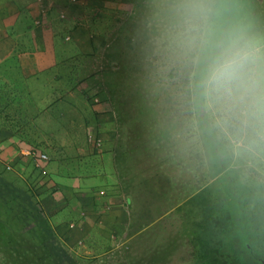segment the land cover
I'll list each match as a JSON object with an SVG mask.
<instances>
[{"label": "rangeland", "instance_id": "1", "mask_svg": "<svg viewBox=\"0 0 264 264\" xmlns=\"http://www.w3.org/2000/svg\"><path fill=\"white\" fill-rule=\"evenodd\" d=\"M110 23L93 94L106 95L116 120V171L94 195L106 211L120 204L107 191L124 198L121 225L66 241L43 209L39 175L0 163V264H199L193 230L205 208L187 197L225 192L214 158L223 154L201 137L202 121L228 133L234 157L224 171L242 182L252 165L264 181V0H131Z\"/></svg>", "mask_w": 264, "mask_h": 264}, {"label": "crops", "instance_id": "2", "mask_svg": "<svg viewBox=\"0 0 264 264\" xmlns=\"http://www.w3.org/2000/svg\"><path fill=\"white\" fill-rule=\"evenodd\" d=\"M129 1L0 0V163L39 175L43 209L68 242L124 218V198L107 191V202L120 204L106 211L94 195L114 184L118 142L93 83L105 67L110 12Z\"/></svg>", "mask_w": 264, "mask_h": 264}, {"label": "trees", "instance_id": "3", "mask_svg": "<svg viewBox=\"0 0 264 264\" xmlns=\"http://www.w3.org/2000/svg\"><path fill=\"white\" fill-rule=\"evenodd\" d=\"M199 81H194L195 87L192 89H199ZM195 99L199 103L202 101L199 95ZM203 124L202 121L201 137L211 142L213 147L217 146L223 154L221 157L214 153V158L216 165L222 167L225 192L223 198H219L216 193L212 200L207 188H198L187 197L186 203L205 208V215L201 219H204L203 225L201 228L199 226L198 231L196 227L193 230L199 247L195 253V261L199 264H264V251L260 250L264 249V216L261 213L256 216L253 214L260 205L264 210V181L259 178L258 171L252 165H246V177L242 182L230 175L228 170L224 171L223 168L234 157L232 145L227 142L228 133L220 125H208L206 128ZM232 132L230 130L229 133ZM235 132L237 131L234 130V134ZM241 132L242 129L239 128L238 133ZM256 138L259 139V136ZM260 147L264 156V143ZM48 226L43 224L42 234L55 236L54 232L48 230ZM38 247L45 253L49 252L46 242H39Z\"/></svg>", "mask_w": 264, "mask_h": 264}, {"label": "built area", "instance_id": "4", "mask_svg": "<svg viewBox=\"0 0 264 264\" xmlns=\"http://www.w3.org/2000/svg\"><path fill=\"white\" fill-rule=\"evenodd\" d=\"M71 1H77V0H71ZM97 143H99V141L97 140V138H93ZM41 156V158H44L45 157V155L44 154H41L40 155Z\"/></svg>", "mask_w": 264, "mask_h": 264}]
</instances>
